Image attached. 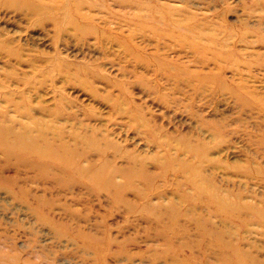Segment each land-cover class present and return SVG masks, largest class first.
I'll return each mask as SVG.
<instances>
[{
	"label": "rangeland",
	"instance_id": "obj_1",
	"mask_svg": "<svg viewBox=\"0 0 264 264\" xmlns=\"http://www.w3.org/2000/svg\"><path fill=\"white\" fill-rule=\"evenodd\" d=\"M0 264H264V0H0Z\"/></svg>",
	"mask_w": 264,
	"mask_h": 264
}]
</instances>
